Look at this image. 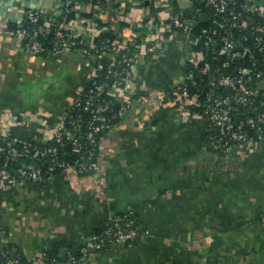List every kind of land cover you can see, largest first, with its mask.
I'll return each instance as SVG.
<instances>
[{
    "label": "crops",
    "instance_id": "0c3cea01",
    "mask_svg": "<svg viewBox=\"0 0 264 264\" xmlns=\"http://www.w3.org/2000/svg\"><path fill=\"white\" fill-rule=\"evenodd\" d=\"M56 1L0 0V134L48 138L103 64L135 43L131 104L103 138L101 174L62 170L0 185V246L13 242L28 260L76 248L115 213L135 209L146 240L114 242L78 264H264V140L218 152L205 140V117L176 97L188 44L170 27L172 14L193 1L71 0L69 30L89 46L110 31L114 47L26 49L13 26L27 7L52 13Z\"/></svg>",
    "mask_w": 264,
    "mask_h": 264
},
{
    "label": "built area",
    "instance_id": "2783aa9c",
    "mask_svg": "<svg viewBox=\"0 0 264 264\" xmlns=\"http://www.w3.org/2000/svg\"><path fill=\"white\" fill-rule=\"evenodd\" d=\"M92 1L100 4L111 0ZM203 1L213 9L217 23L211 27V33L206 27L199 33H193L200 8L192 16H186L182 10L172 14L170 27L183 32L187 39L184 66L187 62L198 65L206 58V51L212 48L214 52L220 51L227 56L223 67L230 66L239 58H247L248 62L232 71H224L221 67L211 70L207 65L208 89L202 85L204 78H201L194 92H190L187 79L192 75L186 72L176 88V97L181 104L201 106L209 131L207 143L218 152H228L235 145L251 146L264 140V5L253 0ZM70 2L57 0L52 13L37 6L27 7L24 19L12 30L13 33L26 49L34 53L80 50L90 54V46L84 37L69 30L71 19H67V13L71 8ZM50 32H54V36L46 44L41 35L46 36ZM109 41V37L104 39L102 47H108ZM195 45H200L199 49H194ZM135 46V43H130V52L109 58L111 62L106 78L94 79L88 90L74 99L48 138L33 141L27 137L0 134V151L6 154L5 161L0 164V185L14 186L52 178L62 170H73L78 174L102 173L100 152L103 138L119 122L113 118L122 117L131 104L132 98L127 97L135 82ZM192 83L196 85L197 80L192 79ZM113 99L120 103V107L110 113ZM65 152L77 155L67 158L62 155ZM45 160H49L48 165L42 163ZM13 163L14 166L11 165ZM259 221L264 226V211L260 213ZM107 222L101 231H94L78 247L67 248L61 259L50 255L49 250H43L23 264H78L91 253L114 242L137 243L150 236L149 229L138 223L133 210L115 213ZM15 250L6 242L0 250L4 257L0 264H19Z\"/></svg>",
    "mask_w": 264,
    "mask_h": 264
},
{
    "label": "trees",
    "instance_id": "16d2710c",
    "mask_svg": "<svg viewBox=\"0 0 264 264\" xmlns=\"http://www.w3.org/2000/svg\"><path fill=\"white\" fill-rule=\"evenodd\" d=\"M192 1H193V3H192V5H191L190 8L177 9V10L174 11V13L180 12L182 10L183 13L186 16H192L196 12V10L198 8H200V13L197 14L198 22L194 26L193 33H199L203 27L208 28L209 29V32L211 33V27L217 26V23L214 21L213 9L210 6L206 5L203 0H192ZM70 7H71L70 8V11H68V13H67V19H71L72 18V14H73V4H72V1L70 2ZM202 13H206L207 14V19L206 20H201L200 19V15ZM25 22L28 23L29 20L25 19ZM42 22H43V19H42ZM17 25L18 24H16L15 26H13L12 29H15L17 27ZM219 28L220 29H223L222 27H219ZM53 36H54V32H50L46 36L41 35V39L47 44L49 42V40H51L53 38ZM108 37L110 38L109 46L103 48L102 47V45H103V42L102 41L104 39L108 38ZM113 47H114L113 34L110 31H106V32H102L100 35H98V37H96L95 42H94V45L93 46H90V52L93 53V52L110 51ZM199 47H200V45H195L194 46V49H199ZM133 50L135 51V49H133ZM206 52H207L206 58L205 59H202L199 62L198 65H195L192 62H187V64H185V66H184L185 71L187 73H191V75H192V78H187L188 79V82H189L190 92H194L196 90V88L198 87V82L201 81V78H204V80L202 81V85L205 86V89H208V87H207L208 86L207 85L208 76H207V73H206V70H205L207 65H209V68L211 70H215L217 67H221V69L224 70V71H232V70H234L236 68V66H238L240 64H246L248 62L247 58H239V59H235L231 63L230 66L223 67V63L227 59V56L225 54L221 53L220 51L214 52V48H212L210 51H206ZM110 62H111V59H108L103 64V66L101 67V69L96 73L95 78L93 77L89 81V83L87 84V86L77 96H82L83 93L86 92L88 90V88L92 85L94 79L103 80V79L106 78L107 69H108V66H109ZM192 79H196L197 80V84L196 85H194L192 83ZM177 100H178V102L181 103L180 99H177ZM190 105L193 108H195L199 113H201V106H198V105H195V104H190ZM111 107H112V110L110 111V113H113V112H115V111L118 110V108L120 107V103L117 100H114L113 99L112 104H111ZM113 119H114L113 121H117L118 122V121H120L121 117L118 116V117H114ZM208 132L209 131L206 130V133H205V140H206V142H207ZM28 139L29 140H33V141H37V140L32 139V138H28ZM67 150H69V146L67 147ZM62 155L64 157L69 158V156L75 157L77 154H73L72 153V154L68 155L65 152ZM5 159H6L5 152L0 151V164H2L5 161ZM16 163H18V162H16ZM16 163H15V165H16ZM42 163L44 165H48L49 160H45ZM11 165L14 166V163L11 164ZM132 210H133V215L136 217L138 223H140L139 215H138V213H137V211L135 209H130V210H127V211H123L121 213L123 214L124 212H132ZM107 221L108 220H106L104 223L100 224L96 228L95 232L101 231L107 225V223H108ZM7 246L14 247L16 249L15 252L19 256V259H20L19 264H23V262H25V261L28 260V259H26L23 256V254L20 251L19 247L15 243L8 241L7 242ZM2 247L3 246H0V250H1ZM48 252H49L50 255L57 256L60 259L62 258L60 256V254H59L60 250L58 248L49 250ZM3 261H4V257L0 253V263L3 262Z\"/></svg>",
    "mask_w": 264,
    "mask_h": 264
},
{
    "label": "water",
    "instance_id": "95a60500",
    "mask_svg": "<svg viewBox=\"0 0 264 264\" xmlns=\"http://www.w3.org/2000/svg\"><path fill=\"white\" fill-rule=\"evenodd\" d=\"M200 19H201V20H206V19H207V14H206V13H202V14L200 15ZM66 250H67V248H62V249L60 250V252H59L60 256L64 257V256H65V253H66Z\"/></svg>",
    "mask_w": 264,
    "mask_h": 264
}]
</instances>
